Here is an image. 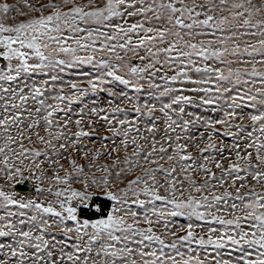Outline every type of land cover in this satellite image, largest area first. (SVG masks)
I'll list each match as a JSON object with an SVG mask.
<instances>
[{"label": "snow or ice", "instance_id": "6c2138e0", "mask_svg": "<svg viewBox=\"0 0 264 264\" xmlns=\"http://www.w3.org/2000/svg\"><path fill=\"white\" fill-rule=\"evenodd\" d=\"M0 264H264V0H0Z\"/></svg>", "mask_w": 264, "mask_h": 264}, {"label": "rangeland", "instance_id": "374dc122", "mask_svg": "<svg viewBox=\"0 0 264 264\" xmlns=\"http://www.w3.org/2000/svg\"><path fill=\"white\" fill-rule=\"evenodd\" d=\"M9 2H11V0H9ZM45 2H46V0H45ZM78 2H84V0H78ZM85 70H88L87 69V66L85 67ZM73 71H79V69H77V70H73ZM66 79H68V78H75V76H74V74H69V75H66V77H65ZM92 98H94V97H90L89 99H92ZM98 127H99V124H98ZM39 131L41 132V134H43V132H44V130H43V128H41V129H39ZM33 139H35V137H33ZM94 140L96 139L95 137L93 138ZM228 142H230V141H226V143H228ZM36 146L37 147H44L43 145H40V144H36ZM201 146H203V145H201ZM131 151V149H129V152ZM191 151L193 152V154L194 155H197L198 153L196 152V150L193 148V149H191ZM74 155H76L77 156V158L79 159V162L80 163H83L84 161H83V158L82 157H80L79 156V154H74ZM113 155H115V153L113 154ZM120 155H121V158L123 157V155H124V153L123 152H121L120 153ZM62 163H65V165L67 166V162L66 161H61ZM100 163H111V161H110V159H109V157H107V156H105V157H102L101 158V160H100ZM213 171H218V170H216L215 168L213 169ZM62 174V173H61ZM97 175H100V173H96ZM140 174V172H133V173H131V174H129L126 178H125V180H127V179H131V178H133L135 175H139ZM28 175V173L27 172H25V176H27ZM203 177H197V179L199 180V179H202ZM25 180H27L28 182H29V185L30 186H32V182H31V180H29V179H25ZM4 183H16V182H13V181H7V180H4L3 181ZM118 186H122V185H118ZM77 187H79V185H77ZM34 189V188H33ZM16 190V189H15ZM17 191V190H16ZM21 194H29V195H35V193H34V190H33V192L32 193H24V192H20ZM94 198H96V197H93V200L97 203V200H95ZM97 198H100V197H97ZM101 199V198H100ZM108 202V207L110 206V201H107ZM107 210H108V208H107ZM106 210V211H107ZM106 211L104 212V210H102L101 211V213H96L95 211H93L91 208H88V209H83L82 208V210H81V215L82 216H84V217H86V218H96V216L97 215H100V214H106ZM95 216V217H94ZM181 222H183V221H181ZM182 234H184V233H182V232H179L178 233V235H182ZM205 235H207V233H204Z\"/></svg>", "mask_w": 264, "mask_h": 264}, {"label": "water", "instance_id": "95a60500", "mask_svg": "<svg viewBox=\"0 0 264 264\" xmlns=\"http://www.w3.org/2000/svg\"><path fill=\"white\" fill-rule=\"evenodd\" d=\"M15 188L18 192H24V193H32L33 187L29 185V182L27 180H24L22 183H17L15 185Z\"/></svg>", "mask_w": 264, "mask_h": 264}, {"label": "trees", "instance_id": "16d2710c", "mask_svg": "<svg viewBox=\"0 0 264 264\" xmlns=\"http://www.w3.org/2000/svg\"><path fill=\"white\" fill-rule=\"evenodd\" d=\"M94 199L97 200V203H102V210H104V212H105L108 208V202L106 200L102 202L101 199L97 198V197Z\"/></svg>", "mask_w": 264, "mask_h": 264}]
</instances>
